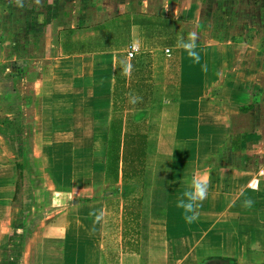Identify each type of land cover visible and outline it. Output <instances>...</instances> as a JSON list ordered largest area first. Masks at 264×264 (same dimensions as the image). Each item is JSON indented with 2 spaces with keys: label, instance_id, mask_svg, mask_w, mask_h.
I'll return each mask as SVG.
<instances>
[{
  "label": "crops",
  "instance_id": "1",
  "mask_svg": "<svg viewBox=\"0 0 264 264\" xmlns=\"http://www.w3.org/2000/svg\"><path fill=\"white\" fill-rule=\"evenodd\" d=\"M152 1L37 69L0 44V264H264L261 9L250 40L198 41L189 6ZM28 159L51 186L24 216Z\"/></svg>",
  "mask_w": 264,
  "mask_h": 264
},
{
  "label": "rangeland",
  "instance_id": "2",
  "mask_svg": "<svg viewBox=\"0 0 264 264\" xmlns=\"http://www.w3.org/2000/svg\"><path fill=\"white\" fill-rule=\"evenodd\" d=\"M144 1L0 0V44L3 42L6 44V53L9 57H16L20 63L30 61L32 66L37 69L43 66L44 62L49 61L46 58H50L55 54L58 45L60 46L66 32L71 27L83 25L91 29L106 27L110 25L109 21L114 16L125 12L130 7H137L138 3H143ZM236 1L237 3L228 0H177L179 7L178 17L182 15L181 11L184 6L190 7L187 18L188 22L195 24L196 40L198 41L205 39L208 35L211 37L210 41L214 42L220 38L236 42L242 39L250 40V23L257 24V13L260 9L262 12L260 19L262 18V23L264 24V0ZM152 2L155 5L161 3V1L157 0ZM224 8H226L227 14H223L221 11ZM183 18L181 17L180 19L182 20ZM197 27L199 28L197 29ZM201 27L207 31H203ZM255 35L257 36L254 38L259 37L263 43H255L253 46V48L258 47L254 50L260 60L259 67L262 68L264 67V64H261V61H264L262 60L264 57V26H260L256 30ZM239 45L242 48L234 49L236 56H242L243 60L244 57L252 54L250 51L252 47H245V44L241 42ZM39 164L40 161L38 159H28L22 165V168H18V173L20 174L18 194L22 193V200L19 201L18 208L21 212L23 211L24 216L28 211L32 210V207H34V212L44 210L39 208L40 204L43 206L40 201L36 202V206L30 204V200H33L34 195L37 198L42 195L30 191L31 180L35 178L37 181L35 180L36 182L34 183L38 184L39 179H41V183H46L47 187L51 186L50 181L47 179L48 177L45 178L44 175L38 176L34 173L39 171H37ZM22 186L24 191H21ZM46 196L47 201L50 202L52 198L51 191Z\"/></svg>",
  "mask_w": 264,
  "mask_h": 264
},
{
  "label": "built area",
  "instance_id": "3",
  "mask_svg": "<svg viewBox=\"0 0 264 264\" xmlns=\"http://www.w3.org/2000/svg\"><path fill=\"white\" fill-rule=\"evenodd\" d=\"M171 49L170 48H167L166 49V53L168 54V55H171ZM135 55V49H133L131 52H130V56L131 57H133Z\"/></svg>",
  "mask_w": 264,
  "mask_h": 264
},
{
  "label": "trees",
  "instance_id": "4",
  "mask_svg": "<svg viewBox=\"0 0 264 264\" xmlns=\"http://www.w3.org/2000/svg\"><path fill=\"white\" fill-rule=\"evenodd\" d=\"M127 22V21H126ZM125 23V22H124ZM126 24V23H125ZM84 52V51H83Z\"/></svg>",
  "mask_w": 264,
  "mask_h": 264
}]
</instances>
